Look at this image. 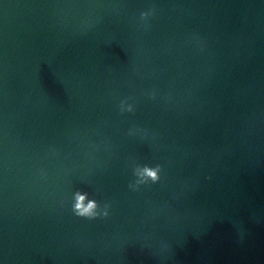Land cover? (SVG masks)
I'll list each match as a JSON object with an SVG mask.
<instances>
[{"label":"water","instance_id":"obj_1","mask_svg":"<svg viewBox=\"0 0 264 264\" xmlns=\"http://www.w3.org/2000/svg\"><path fill=\"white\" fill-rule=\"evenodd\" d=\"M0 264H264V0H0Z\"/></svg>","mask_w":264,"mask_h":264},{"label":"clouds","instance_id":"obj_2","mask_svg":"<svg viewBox=\"0 0 264 264\" xmlns=\"http://www.w3.org/2000/svg\"><path fill=\"white\" fill-rule=\"evenodd\" d=\"M157 14V8L153 5L146 10H142L139 13L137 24L140 27H148L151 19ZM191 41L195 48L202 49L203 41L197 34H193ZM158 89L152 88L146 90L144 95L148 99L155 101L158 97ZM118 110L121 114L134 113L136 111V98L134 96H128L119 100ZM128 136H136L141 140L156 139L157 133L150 130L147 127L133 124L127 130ZM94 148H98L99 145H93ZM49 155H58V149L52 148L49 150ZM132 179L128 183V188L131 191L138 192L142 187L151 188L152 185L161 183L163 180L162 173L164 172V165L161 163H155L150 165L147 163H140L133 159L131 161ZM38 178L46 179L47 173L41 168L38 169ZM60 206L64 207L70 204V211L73 216L82 218L85 220H104L111 214L112 202L111 201H98L94 196L90 195L88 191L77 188L71 193V198L60 200ZM169 245L166 242H162L161 250L167 251Z\"/></svg>","mask_w":264,"mask_h":264}]
</instances>
